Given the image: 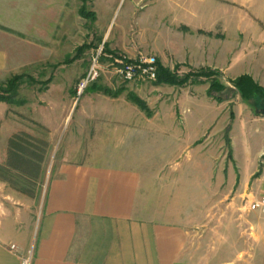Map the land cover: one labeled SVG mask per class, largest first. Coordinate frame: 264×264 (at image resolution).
Masks as SVG:
<instances>
[{
  "label": "crops",
  "instance_id": "0c3cea01",
  "mask_svg": "<svg viewBox=\"0 0 264 264\" xmlns=\"http://www.w3.org/2000/svg\"><path fill=\"white\" fill-rule=\"evenodd\" d=\"M12 1L17 0H0L3 6L0 7V74L8 71L12 60L2 39L3 33L26 35L29 26L43 31L49 22L48 18L57 19L60 16V0H18L22 8L15 16L10 12ZM180 1L164 0L166 6L163 10L161 0L150 1L147 7L149 55L155 56L160 65L171 71L180 66L177 70L179 74L183 70L209 68L221 71L226 78V74L238 72L235 77L250 75L264 88V58L259 61V65H253V69L247 66L240 68L242 63L237 59L234 44H228L227 49L220 53L219 29L214 26L218 12L212 11L214 18L211 24L208 23L211 27H197L198 33L202 31L207 34L204 41L195 33L192 26L195 24L187 18V3L183 4L182 9ZM218 1L246 7L249 0ZM121 2L118 0V5ZM235 16V11H228L229 29L234 30L236 27ZM261 23L264 27V21L261 20ZM160 25H163L162 30ZM260 45L264 49V28L260 35ZM108 53L113 55L112 52ZM145 82L148 81L138 79L128 84L136 89L132 92L142 98L140 93L143 92ZM156 86L164 87V98L173 97L170 100L174 106V116H180L181 121L150 123L151 130L157 132L137 135L153 142L149 144L147 157L138 147L140 144L134 142L130 147L121 142L116 143L110 152L92 154V157H85L76 149L66 150L54 169L55 176L50 180L44 204L39 205L38 213L36 205H28L25 197L17 199L8 192L7 185L0 181V264H22V258L31 249L34 250L32 264H193L190 247L193 232L188 227L198 222L189 221L188 210L201 212L204 205H219L218 199L223 187L227 189L223 194L226 197L231 194L249 200L264 197V117L255 115L240 99H237L239 103L213 101L207 95L209 83L184 87L165 84ZM197 88H203V94L199 95ZM68 93L75 99L70 105L74 109L79 105L78 92ZM125 93L128 92L122 95ZM154 94V101L148 102V106L153 116H156L158 109L153 104L160 95L157 91ZM83 96L101 99L88 102L92 108L102 106L98 103L100 101L103 103L120 98H110L89 90ZM204 96L206 100L218 105H229L230 109H234V119L230 114L221 123L220 109L216 105H207ZM232 104L235 105L231 107ZM103 120L98 121L99 125L93 129H123L124 123L121 120L118 122L117 118L113 117L106 126L101 125L107 122ZM237 120H240L239 127L244 131L243 163L250 168L244 179L240 175L236 176L237 160L233 155V131ZM249 133L257 136L256 139L250 140ZM220 135L225 137L230 152L217 160L215 153L218 152L213 146L206 150L205 145L208 144L205 139L218 143ZM122 136L121 132L119 137ZM132 137L135 138L136 134H132ZM166 145H178L183 147L184 153L195 151L197 155L191 160L179 158L180 202L170 201L171 205H161V202L150 196V180L156 175L142 165L151 159L158 161V158H150L149 155H159ZM167 153L165 160H178V157H173L172 150H167ZM5 160L6 155L0 159V163ZM259 165H262V170L257 173ZM230 173L233 180H230L229 185ZM181 195L184 196L181 198ZM12 198L16 201L14 205L9 201ZM188 202L191 204L184 206ZM11 245L17 249L12 251Z\"/></svg>",
  "mask_w": 264,
  "mask_h": 264
},
{
  "label": "rangeland",
  "instance_id": "374dc122",
  "mask_svg": "<svg viewBox=\"0 0 264 264\" xmlns=\"http://www.w3.org/2000/svg\"><path fill=\"white\" fill-rule=\"evenodd\" d=\"M117 1L91 0L88 9L94 12L97 17L96 22L92 23L79 15L81 0H60L59 18H48L49 22L43 31H38L42 30L40 28L29 26L26 35L3 33L2 39L6 43L5 46L9 50L8 53L12 60L8 71L0 74V85L5 84L15 75L31 76L41 83L53 78L48 85V90L42 92L43 86L39 87L24 82L18 91V98L26 102L22 106L0 104V159L7 153L9 138L20 132L44 139L50 145L44 166L42 185L35 198L23 196L6 184L8 192L17 199L25 197V202L28 205H36L37 213L40 212L39 205L44 204L50 180L55 176L54 169L67 152L66 150L76 149L85 157H92V154L110 152L116 143L121 142L130 147L134 142L140 144L138 147L142 153H146L145 157H147L149 144L153 142L148 141V138H139L137 135L157 132L151 130L150 123L181 121L180 116L177 118L174 116V106L170 100L173 97L164 98V87L158 88L156 83H149V81L143 83V92L140 93L142 99L148 104L154 99L155 91L160 95L156 97L155 105L153 104V106H157L158 114L151 119L127 102L126 93L115 101H103L104 104L100 101L98 103L102 106L94 108L87 103L101 99L84 98L83 94L77 95L79 105L74 109L70 108L71 102L75 99L68 92L77 91L80 80L86 75L92 64L91 61L97 57L101 47H106L113 55L126 56L131 60H136L141 55L150 56L147 51L150 38L147 7L153 0H140L139 2H137L138 0H122L120 5ZM180 2L182 9L183 4L187 3V18L195 24L192 25L195 28V33L204 41L208 36L205 32L198 33L197 27H211L208 23L211 24L210 21L214 18L212 13L218 12L219 16L217 19L215 18L214 26H218L219 29L220 53L227 49L228 44H234L237 59L242 63L240 68L247 66L253 69V65H259V61L263 60L264 49L260 45V35L264 28L261 23V20L264 21V0H249L246 7L218 0H181ZM20 4L18 0L10 3L12 16L18 15L22 8ZM176 4L179 5L178 2ZM160 5L163 10L164 0H161ZM0 7L3 6L0 4ZM229 10L235 11L236 27L234 30L228 28ZM159 27L161 30L163 29V25ZM85 44H93L92 49L85 52L75 62L65 63L68 58L70 60L74 58L77 49ZM105 54L104 51L99 61L100 78L96 83L113 90L120 88L126 89L127 92L136 90L115 75L112 67L113 60L108 55L110 53L106 56ZM113 55L111 56L114 57L115 55ZM178 67L180 68V66ZM210 70L219 72L221 82L230 88H234L232 81L240 77H235L238 72L226 74L225 78L221 71ZM174 71L177 72V69ZM188 72V70H183L181 74L177 73L179 76H183ZM197 92L199 95L203 94V88H197ZM204 99L206 100L205 96ZM237 99L240 98L229 102L239 103ZM206 101L207 105H216L215 107L220 109L221 123L225 122L230 116V111L234 110L230 109L226 103L218 105L215 103L216 101ZM233 105L235 104H232L231 107ZM249 109L251 110V108ZM113 117L117 118L118 122L121 120L124 123L122 130H116L114 127L93 129L99 125L98 121L105 119L107 122L101 125L106 126ZM240 125V120H237L233 131L235 136L233 155L237 160L236 176L240 175L244 179L249 174L250 168L245 166L242 159L244 157L242 142L244 131L240 129ZM121 132L123 136L119 137ZM132 134H136V137L133 138ZM255 137L257 136L248 134L250 140L256 139ZM205 141L208 144L205 145L206 150L213 146L218 152L215 153L217 160H221L226 153L230 152V147L223 135H220L218 143L209 139H205ZM167 150H172L173 157H178V160H165L168 157ZM183 151V147L178 145H166L159 155L153 156L152 153L149 155L150 158H158V161L151 159L142 163L156 175L151 179L152 181L150 180L149 193L150 196L161 202V205H171L170 201L180 202L178 177L181 171L180 160L182 158L191 160L196 154L195 151H190L189 154ZM162 157L164 159L160 160ZM183 163L186 164V162ZM261 170L262 165H259L257 173ZM228 179L230 185V180H233L231 173ZM226 191L227 189L224 187L221 189L219 205H204L201 212L187 211L190 213L189 221L199 223L188 227L193 232V242L190 246L192 247L193 264H264V218L257 213L248 211L247 199L238 198L234 194L226 197L223 195ZM183 196L181 195V198ZM165 197L168 199L166 200ZM9 201L12 205L16 202L13 198ZM190 204L189 202L184 203V206Z\"/></svg>",
  "mask_w": 264,
  "mask_h": 264
},
{
  "label": "trees",
  "instance_id": "16d2710c",
  "mask_svg": "<svg viewBox=\"0 0 264 264\" xmlns=\"http://www.w3.org/2000/svg\"><path fill=\"white\" fill-rule=\"evenodd\" d=\"M91 0H81L82 6L79 9V15L92 23L96 22V14L88 9V3ZM201 34L202 31H199ZM93 44H85L79 47L74 58H68L65 63H73L80 59L85 52L91 50ZM105 52H110L104 47ZM112 54V53H111ZM115 56L121 57L117 54ZM177 66V70H178ZM220 73L210 69L191 70L183 76H179L176 71H171L163 67L157 61V85H171L184 87L188 84H201L209 82L207 95L218 103L234 100H240L251 108L255 115L264 117V88L256 83L250 75H242L232 81L234 88L227 87L220 80ZM52 77L44 82H39L31 76L15 75L5 84L0 85V104L4 103L10 106H22L26 104L20 100L19 88L24 82L31 85H38L43 88L42 91L48 90V85L52 82ZM89 91L100 92L110 98H119L126 89L120 88L113 90L103 86L100 83H94ZM127 102L138 108L148 118L153 116L152 110L147 102L133 92L126 94ZM234 119V114L231 112ZM50 145L41 138L32 136L26 132H20L11 136L7 144L6 160L0 163V181L7 184L17 193L35 198L42 185L44 176V166L47 161ZM231 155V153H230Z\"/></svg>",
  "mask_w": 264,
  "mask_h": 264
},
{
  "label": "built area",
  "instance_id": "2783aa9c",
  "mask_svg": "<svg viewBox=\"0 0 264 264\" xmlns=\"http://www.w3.org/2000/svg\"><path fill=\"white\" fill-rule=\"evenodd\" d=\"M104 53V47L99 49L97 57L91 62L86 75L80 80L77 92L78 95H82L87 88L96 83L100 78L99 61ZM106 56V54H105ZM112 61V67L115 71V75L123 82H133L136 80L155 82L157 80V58L155 56L141 55L136 60L127 59V57L114 58L110 56ZM247 199V208L251 213H257L264 218V197L254 198L252 200ZM10 249L15 251L17 248L15 245H11ZM34 256V250L31 249L27 256L22 258V264H32Z\"/></svg>",
  "mask_w": 264,
  "mask_h": 264
}]
</instances>
